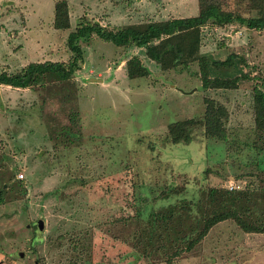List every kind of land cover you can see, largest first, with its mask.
I'll list each match as a JSON object with an SVG mask.
<instances>
[{"label": "rangeland", "instance_id": "obj_1", "mask_svg": "<svg viewBox=\"0 0 264 264\" xmlns=\"http://www.w3.org/2000/svg\"><path fill=\"white\" fill-rule=\"evenodd\" d=\"M55 1L0 0V72L66 62L67 33L82 17L115 30L197 13L196 0H65L69 27L58 30ZM222 2L249 15L246 0ZM79 43L82 59L69 78L0 84V264H264V233L230 219L185 249L220 210L264 226V140L252 114L253 86L264 80V29L200 28L199 53L236 56L211 75H247L231 89L202 88L195 61L161 70L143 47L95 34ZM131 56L146 76L127 77ZM205 98L226 108L225 138L196 124L190 142L172 144L166 126L200 119Z\"/></svg>", "mask_w": 264, "mask_h": 264}, {"label": "trees", "instance_id": "obj_2", "mask_svg": "<svg viewBox=\"0 0 264 264\" xmlns=\"http://www.w3.org/2000/svg\"><path fill=\"white\" fill-rule=\"evenodd\" d=\"M197 13L186 17H170L158 21L131 23L110 30L86 17L79 18L77 25L66 36V45L70 50V57L66 62H29L20 71L13 74L0 72V84L26 88L35 83L38 76L53 74L60 80H65L78 67L82 59L80 41H86L91 34H95L103 41L115 46L143 47L146 57L154 61L161 70L179 69L187 67L191 61L197 62L199 79L202 88H235L245 74L231 77L213 76L211 72L222 66H230L235 55H228L223 60H212L208 54L199 53L200 28L205 24L222 27L233 22L248 29H264V0H246L248 16L239 12L227 10L222 0H196ZM52 27L66 29L69 27L68 8L65 0H56L53 5ZM128 78L143 77L148 70L142 65L137 56H131L125 61ZM262 88L253 86L252 114L254 129L264 140V80L260 82ZM204 111L200 119L186 118L169 123L166 133L172 144L188 143L191 141L189 129L199 124L203 134L207 137L224 139V121L226 108L212 99L205 98ZM264 183V178H260ZM2 185H0V195ZM217 191L210 190L214 196ZM230 219L244 232L264 233V226L250 224L242 219L235 211L220 210L207 216L195 237L188 240L185 249H191L216 223ZM177 252H174L176 255ZM167 264L169 261L166 262Z\"/></svg>", "mask_w": 264, "mask_h": 264}, {"label": "water", "instance_id": "obj_3", "mask_svg": "<svg viewBox=\"0 0 264 264\" xmlns=\"http://www.w3.org/2000/svg\"><path fill=\"white\" fill-rule=\"evenodd\" d=\"M36 231L39 233L41 231V228H42V220L41 219H38L36 221ZM20 255H22V253H20Z\"/></svg>", "mask_w": 264, "mask_h": 264}, {"label": "crops", "instance_id": "obj_4", "mask_svg": "<svg viewBox=\"0 0 264 264\" xmlns=\"http://www.w3.org/2000/svg\"><path fill=\"white\" fill-rule=\"evenodd\" d=\"M53 20V19H52ZM58 30H60V29H58Z\"/></svg>", "mask_w": 264, "mask_h": 264}]
</instances>
